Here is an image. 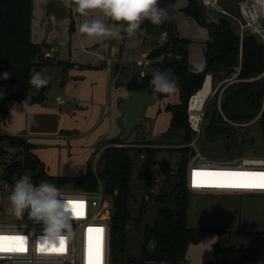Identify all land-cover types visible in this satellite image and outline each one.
Wrapping results in <instances>:
<instances>
[{
    "label": "trees",
    "instance_id": "obj_1",
    "mask_svg": "<svg viewBox=\"0 0 264 264\" xmlns=\"http://www.w3.org/2000/svg\"><path fill=\"white\" fill-rule=\"evenodd\" d=\"M73 1V0H72ZM159 6L167 8L169 19L160 25H153L149 21L141 25L148 40H155L163 31L167 38L158 46L150 49L148 57L152 60L163 55V58L152 62L154 71L172 70V76L178 83V102L168 103L164 109L170 113L167 130L182 131V145L176 148L180 154V162L174 177L169 182L171 190L153 197L154 203L162 204L158 210V217L152 222L142 220L147 201L140 205L135 227L143 222L142 251L140 264L148 262H166L169 264H186V251L189 244H196L202 240L207 232L216 231L213 228H192L187 226L188 194L185 187V168L189 159L190 148L187 147L194 134L187 123L188 101L192 95L204 87L206 76L213 81L225 80L222 91L223 103L221 109L231 120L250 121L259 115L256 123L264 133V42L255 32L245 29L242 37L234 27L233 20L225 14L206 9L200 0H187L182 11L195 22L206 29L203 72L194 73L189 70L193 65L188 60L189 40L179 37L175 23L176 0H159ZM230 10L232 8H229ZM32 0H0V84H14L16 90L0 102V126L8 112L6 103L27 100L28 105L42 103L46 97L47 86L41 87L36 94L31 93L33 69L45 66L69 67V63L56 61L45 56V44L33 43L30 38ZM232 11V10H231ZM123 24L124 22H120ZM74 30L71 20L69 33ZM125 39V38H124ZM123 39V40H124ZM140 78L135 72L124 83L130 93L149 95L164 99L169 95L153 91L150 83L152 72ZM224 75L221 76L220 72ZM8 73L4 79L3 74ZM203 86V87H202ZM216 103H213V106ZM212 106V107H213ZM206 117L208 114L206 113ZM222 118L219 116L218 121ZM251 139L242 137L240 145L249 143ZM124 143L119 138L109 140L99 160L101 170L96 174L92 166H88L84 173L69 179L71 189L85 192L97 191L100 186L105 195L112 198L110 215V264H128L134 262L131 255L125 253L126 227L132 216L129 211L131 195L130 183L134 173V161L139 160L140 170L137 178L146 190L151 188L154 179L153 168L157 165L159 149L144 146V138L134 139L131 144L137 146L117 147L115 144ZM236 147V146H235ZM230 158L228 141L226 145ZM33 145L22 136H14L0 132V179L9 182L12 187L24 175L31 177L34 184L47 181L58 189L68 180L62 176L49 175L43 163L32 152ZM173 199L176 207L170 208L167 202ZM221 232V231H216ZM251 238L247 245L220 247L214 246V259L206 264H249L262 262L264 264V230L250 232ZM153 240L154 247L149 250L148 244Z\"/></svg>",
    "mask_w": 264,
    "mask_h": 264
},
{
    "label": "crops",
    "instance_id": "obj_2",
    "mask_svg": "<svg viewBox=\"0 0 264 264\" xmlns=\"http://www.w3.org/2000/svg\"><path fill=\"white\" fill-rule=\"evenodd\" d=\"M48 1H55L68 9V15L60 19L52 14L46 17L44 7ZM186 5L187 0L184 5H177L176 0L175 23L179 14L177 6L182 11ZM182 13L186 19L189 18L183 11ZM85 19H98L109 25L117 23L99 8L89 9L86 15H80L72 0H32L31 41L47 46L44 51L46 57L69 63L70 66L64 69L61 66L33 69L31 75L39 72L49 79L45 100L32 104L27 109L23 108L20 101L6 103L8 112L0 126L1 133L22 136L32 144V152L43 163L49 175L69 179L84 173L90 159L97 153L102 155L109 140L119 138L122 116L120 103L132 94L126 90L124 83L136 72L134 60L141 54L148 53L157 41L148 40L142 27L131 37L124 34V40L88 35L79 30ZM71 20L74 22V30L70 34ZM177 32L179 37L190 41L178 29ZM207 36L208 34L205 41ZM188 60L191 64L199 62L192 60L189 48ZM50 75H53L52 81ZM206 78L204 87L195 95L207 101L213 87L211 76ZM33 87L35 86L31 85V93L34 95L41 87ZM15 90L14 84H0V102ZM45 149L58 154V165L47 162L45 158L41 159ZM72 152L79 153L84 158L72 164ZM64 159L65 165L62 164ZM159 178L164 180L165 186L168 184L166 179L168 182L170 179L160 171ZM211 237L210 240V235L206 234L199 243L188 245L186 264H206L214 259L215 238Z\"/></svg>",
    "mask_w": 264,
    "mask_h": 264
},
{
    "label": "built area",
    "instance_id": "obj_3",
    "mask_svg": "<svg viewBox=\"0 0 264 264\" xmlns=\"http://www.w3.org/2000/svg\"><path fill=\"white\" fill-rule=\"evenodd\" d=\"M201 4L208 10L219 12L230 17L238 26L239 35L242 37L243 31L249 29L255 32L264 42V31H254V25L264 28V0H240L238 2L239 16H234L223 10L218 0H200ZM167 34L161 32L160 41L166 40ZM163 58V55L158 59ZM153 60L148 57V53L141 54L134 60L133 66L140 78L141 72L146 75ZM144 75L143 77H145ZM222 84V81H221ZM212 94V93H211ZM193 96V95H192ZM190 97L187 107V123L193 132V140L187 147L194 150L192 156L189 155L185 168V187L190 193L211 194V195H236L256 194L264 196V188L245 187H217L218 184L256 182L253 178H245L228 173H264V155H235L224 161H211L197 148V139L203 135L206 110L205 103L198 109H191ZM221 95L218 98L220 100ZM63 102V100H60ZM219 116L222 123L231 124L241 130V128L251 125L258 119L259 115L250 121H234L229 119L220 108ZM117 147L135 146L127 142L115 144ZM183 146V145H182ZM190 154V153H189ZM94 163L100 160L101 153L94 156ZM143 155L139 156V160ZM159 171L165 176L175 174L177 164L170 160H163L157 163ZM97 164L93 165L94 170ZM178 166V165H177ZM135 173V172H134ZM159 188L165 189V182L160 178L153 179ZM12 185L3 181L0 185V193L12 191ZM166 190V189H165ZM59 199L67 206V215L70 222V230L65 229L66 243L64 250L60 253L40 252L38 249L44 244L43 225L34 223L28 219L27 212L23 218L13 224H3L0 222V236H21L24 238L26 251L23 253L0 252V264H110V215L112 211V198L104 194L101 186L97 191L85 192L73 189H59ZM151 195L146 194L144 200L147 201L159 192L152 186ZM81 205L76 207V205ZM1 212V211H0ZM91 229V231H90ZM101 229L100 231H96ZM59 247V240L55 242ZM51 245V244H49ZM159 264H169L160 262Z\"/></svg>",
    "mask_w": 264,
    "mask_h": 264
},
{
    "label": "rangeland",
    "instance_id": "obj_4",
    "mask_svg": "<svg viewBox=\"0 0 264 264\" xmlns=\"http://www.w3.org/2000/svg\"><path fill=\"white\" fill-rule=\"evenodd\" d=\"M240 0H218L220 7L234 16H239L238 2ZM186 0H177V5H184ZM178 18L176 20L177 29L184 37L190 39L189 41V53L192 56V60L203 61V42L207 35L206 30L199 26L194 19L189 17L186 19L180 10V6H177ZM229 8H232L231 10ZM185 14V13H184ZM191 18V19H190ZM234 27L238 29V26L233 22ZM159 33L157 35V41L152 48L158 46L160 41ZM146 48H149L147 44ZM151 48V49H152ZM160 58V57H159ZM158 58L153 59L155 62ZM155 67H152L150 71H154ZM50 81L53 79V75L49 76ZM126 76H124V80ZM213 92L209 99L205 103L206 113L209 112L213 106V103H217L219 96L226 84L220 85L219 80L213 81ZM35 88V87H33ZM38 92V90L36 91ZM195 95V94H194ZM207 98V95H205ZM178 101L177 91L174 94L169 95L167 98L158 99L153 98V102L146 107L144 116L150 119L151 128L149 133L143 137L146 144L144 146H153L159 149L157 155L158 162L163 160H170L173 164H179L180 154L176 151V148L181 146L182 143V131L175 130L170 132L167 130L170 114L164 107L168 103L174 104ZM207 117L205 118V122ZM138 128L130 134V136L124 140L128 144L134 142V135ZM242 136L244 138L251 139L249 143H244L242 147L236 145L234 155L246 156V155H264V133L258 123L254 122L251 125L241 128ZM166 143V144H165ZM157 145L159 147H157ZM164 145V146H163ZM197 148L201 154L207 157L211 161H224L227 160L228 151L226 148L227 138L217 137L212 140H205L203 135L197 139ZM137 146V145H135ZM233 155V156H234ZM41 159H46L47 162L53 165L59 164L58 154L52 152L50 149H45ZM84 158L83 155L72 152L70 163L76 164ZM231 158V157H230ZM94 156L90 159L89 164L92 166L93 171L99 175L101 170L100 162L94 163ZM44 161V160H43ZM45 162V161H44ZM45 162V163H47ZM68 163V162H67ZM62 164H66V159L62 161ZM96 166L94 170L93 165ZM173 166L178 169V166ZM140 170V162L138 159L134 161V172L130 183L131 197L129 199V211L132 216V220L129 221L126 227V241L124 244L125 253L131 255L134 258V262L128 264H140V257L142 251V226L143 222L135 227V219L139 214L140 205L144 200L146 194L151 195L149 190L143 187V184L137 178ZM154 179L159 178V166L158 164L153 168ZM61 189H71L69 178ZM166 179V184L174 180V177H170L169 182ZM3 184V180L0 179V185ZM167 184V185H168ZM152 182L151 186L156 192H162L161 188ZM165 186L167 191L171 190V186ZM11 191L0 193V222L3 224L17 223L20 218L15 215L12 204L9 200ZM153 195L147 200L145 206V213L142 218L145 222H152L158 217V210L162 204L153 202ZM170 208H175V202L170 199L167 203ZM187 226L192 228H213L216 231L207 232L206 234L214 236L215 242L213 247L217 244L220 247L237 246L239 244L247 245L250 241V232L263 231L264 230V196L256 194H246L242 196L236 195H211V194H188L187 205ZM205 234V235H206ZM204 235V236H205ZM199 243V242H198ZM197 244V243H196ZM147 264H156L155 262H148ZM251 264V263H250ZM252 264H263L262 262Z\"/></svg>",
    "mask_w": 264,
    "mask_h": 264
},
{
    "label": "clouds",
    "instance_id": "obj_5",
    "mask_svg": "<svg viewBox=\"0 0 264 264\" xmlns=\"http://www.w3.org/2000/svg\"><path fill=\"white\" fill-rule=\"evenodd\" d=\"M77 12L86 15L87 10L99 8L104 15L117 23L106 24L98 19H85L79 30L82 33L95 36H105L111 39L133 36L140 31L145 20L153 25H160L169 19L167 8L159 6V0H76ZM124 22L123 24L118 22ZM254 31L261 32L264 28L254 25ZM206 68L204 61L190 66L194 73L203 72ZM8 73L3 78H8ZM146 75L144 72L140 74ZM150 81L153 91L159 94L171 95L178 90V83L172 76V70L154 71ZM49 79L39 72L32 75L29 83L35 87L46 86ZM24 109L29 107L27 100L22 101ZM59 189L47 181L34 184L28 175L18 179L9 195V200L18 218H23L27 212L28 219L43 225L44 240L47 244H54L61 237L66 239L64 230H70L67 206L59 199Z\"/></svg>",
    "mask_w": 264,
    "mask_h": 264
},
{
    "label": "water",
    "instance_id": "obj_6",
    "mask_svg": "<svg viewBox=\"0 0 264 264\" xmlns=\"http://www.w3.org/2000/svg\"><path fill=\"white\" fill-rule=\"evenodd\" d=\"M73 2L77 9L76 0H73ZM44 8L46 17L52 14L55 18L60 19L67 16L69 13L68 9L55 1H48ZM220 75L223 76L224 72L221 71ZM224 82L225 80L222 81V83ZM153 98L154 97L149 95L133 93L127 100L120 103V108L122 110L120 119V140H126L135 128H138L134 135L135 139H141L149 133L151 122L150 119L144 116V113L146 107L153 102ZM223 98L224 96L221 94L220 100L211 108L207 121L203 126V137L205 140H212L217 137L227 138L229 153L230 156L233 157L235 146L240 145L243 136L239 128L218 121L219 110L223 103ZM193 153L194 150H191L189 155L192 156ZM154 245L155 242L151 240L147 247L151 250Z\"/></svg>",
    "mask_w": 264,
    "mask_h": 264
},
{
    "label": "snow or ice",
    "instance_id": "obj_7",
    "mask_svg": "<svg viewBox=\"0 0 264 264\" xmlns=\"http://www.w3.org/2000/svg\"><path fill=\"white\" fill-rule=\"evenodd\" d=\"M224 175L240 176L245 178H253L256 182H244V183H225L218 184L217 187H245V188H264V173H228ZM81 205H76L80 207ZM91 231V229H90ZM96 231H102L97 229ZM65 239L63 237L59 240V247L54 244H44L38 249L40 252L48 251L50 253H60L64 250ZM26 251L24 246V238L21 236H0V252L8 253H23Z\"/></svg>",
    "mask_w": 264,
    "mask_h": 264
},
{
    "label": "bare ground",
    "instance_id": "obj_8",
    "mask_svg": "<svg viewBox=\"0 0 264 264\" xmlns=\"http://www.w3.org/2000/svg\"><path fill=\"white\" fill-rule=\"evenodd\" d=\"M206 79H205V81H206ZM204 101H205V99H201V98L197 97L196 95H193L192 98H191V101H190L191 109H196V108L199 109L202 106ZM100 236H101V231H100Z\"/></svg>",
    "mask_w": 264,
    "mask_h": 264
}]
</instances>
